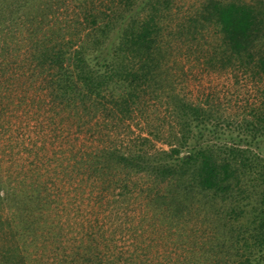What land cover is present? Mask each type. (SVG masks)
Segmentation results:
<instances>
[{
  "label": "trees",
  "instance_id": "1",
  "mask_svg": "<svg viewBox=\"0 0 264 264\" xmlns=\"http://www.w3.org/2000/svg\"><path fill=\"white\" fill-rule=\"evenodd\" d=\"M0 149V264H264V0H0Z\"/></svg>",
  "mask_w": 264,
  "mask_h": 264
},
{
  "label": "rangeland",
  "instance_id": "2",
  "mask_svg": "<svg viewBox=\"0 0 264 264\" xmlns=\"http://www.w3.org/2000/svg\"><path fill=\"white\" fill-rule=\"evenodd\" d=\"M189 2H192L193 0H187ZM200 75V74H199ZM203 78L201 79V84L200 83H195V81H192L191 84L189 85V88L192 89L194 91V95L196 93H198V91H200L199 89H202L203 92L208 93V92H217L221 98H231V102H230V106H231V111L232 110H236L238 109V106H241L245 103L246 98H250L249 101H252L250 94L253 95V91H252V87L250 82H245V80H243L242 78V82H235L234 80V76H232V74H222L219 72H210V73H204ZM14 119H18L17 117H15ZM136 131H138V127L134 128ZM158 145L160 146H165L164 144L158 143ZM0 158H2V152L0 149ZM5 158H7L5 156ZM8 163L4 162L3 166H7ZM4 167V168H5ZM43 171V170H42ZM87 195V194H85ZM87 197V196H86ZM68 197H64L63 201L64 203H59V210L58 212H60L61 214V221L65 224V226L67 227L68 232L67 233V242L64 243L65 244H69L70 241H72V236H74V229H76V224L80 223V222H85L86 224L90 221V222H94L95 219H100V223L104 224L105 226L108 227L109 225H111L112 223L115 225H119L120 221L119 220H115V217H106V213L104 212H100V210L98 209V207L96 205L91 206L92 205V201H89L87 198L83 199L81 202V204L79 205L77 202H72L74 204H71V201H68L67 199ZM78 204L79 206V210H76V205ZM95 211H99L98 214H96ZM95 212V213H94ZM0 213L3 214V216L5 217L7 214H9V209L8 208H2L0 209ZM136 215V214H135ZM123 219L126 216H122ZM131 218V217H130ZM133 218V217H132ZM115 220V221H113ZM133 221V222H132ZM132 221H129L131 223L125 222V225H130V224H136L140 222V217L135 216L133 218ZM115 222V223H114ZM70 225V226H69ZM74 226V227H71ZM78 225V224H77ZM126 227V226H125ZM127 232H118L116 234V242L118 244V249L122 250V249H131L133 248L132 245V237L130 234H132L128 228L126 227ZM107 236L109 237L110 235L107 234ZM147 238L148 237H152V238H158V232H152L149 231L146 233ZM149 239V238H148ZM139 243H143V240H141V238L138 240ZM42 244V242H40ZM39 245V244H38ZM31 251H34V248L31 247L30 248ZM160 249L162 250V247H160ZM42 250V249H41ZM41 250H39V252H34V255L32 256L33 258H39L41 256ZM141 249H139L138 251H140ZM63 256V251L58 249L55 251L54 247H51V250L45 255L42 256L43 259H46V261H44V264H61V258ZM39 260H42L41 258H39ZM35 264V263H33Z\"/></svg>",
  "mask_w": 264,
  "mask_h": 264
}]
</instances>
